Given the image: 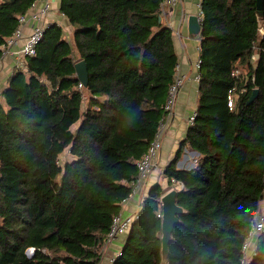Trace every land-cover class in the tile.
<instances>
[{
  "label": "trees",
  "instance_id": "1",
  "mask_svg": "<svg viewBox=\"0 0 264 264\" xmlns=\"http://www.w3.org/2000/svg\"><path fill=\"white\" fill-rule=\"evenodd\" d=\"M36 1L0 0V60ZM162 2L62 0L73 42L51 25L10 78L0 100V264L100 263L177 74ZM201 11L197 117L183 142L201 159L191 171L177 160L166 168L170 183L184 185L169 254L156 186L114 264H241L264 199V3L260 10L258 0H201ZM83 60L89 83L81 90L75 64ZM67 149L72 159L61 164ZM249 264H264V232Z\"/></svg>",
  "mask_w": 264,
  "mask_h": 264
},
{
  "label": "crops",
  "instance_id": "2",
  "mask_svg": "<svg viewBox=\"0 0 264 264\" xmlns=\"http://www.w3.org/2000/svg\"><path fill=\"white\" fill-rule=\"evenodd\" d=\"M47 0H37L42 3ZM52 4V11L48 14L46 21L49 25H59L64 33V37L73 42L75 27L60 12L62 0H48ZM201 0H182L178 5L168 7L161 13V21L173 31V38L176 53L178 56V71L180 76L185 77V83L180 90L175 111L167 121L163 132V142L157 166L154 168L137 194L123 204V213L133 215L138 213L144 202L150 197L154 187L160 186L162 194L170 191L172 183L165 175L166 168L171 162L177 160V169L191 171L194 170L200 159L201 154L188 145H183L189 131V117L198 108L199 82L195 80L198 74L196 63L200 59V35L194 36L189 31V18L193 15L199 17ZM30 25L25 27V33L29 34ZM18 50L16 46L14 48ZM24 59V64H25ZM255 60L258 61V55ZM17 57L2 56L0 60V100L8 87L9 80L19 67ZM79 125V124H78ZM162 195V196H163ZM264 215V199L259 205L256 219ZM128 235L122 236L112 243L105 241L101 247V261L99 264H114L112 258L118 251L123 249Z\"/></svg>",
  "mask_w": 264,
  "mask_h": 264
},
{
  "label": "built area",
  "instance_id": "3",
  "mask_svg": "<svg viewBox=\"0 0 264 264\" xmlns=\"http://www.w3.org/2000/svg\"><path fill=\"white\" fill-rule=\"evenodd\" d=\"M182 0H163L160 7V12L163 13L168 7H173L178 5ZM201 9V6H199ZM52 11V4L47 0L42 3L35 4L30 8V10L19 17V24L17 29L14 31L11 37H9L6 41V44L3 46V56H12L17 57L18 61L16 66L20 69L25 68L24 59L33 57L37 54V49L39 44L45 37L47 29L50 28L46 21L48 14ZM199 19L202 21V11L199 14ZM30 25L31 30L29 34L25 33V27ZM261 34H264V28L261 29ZM18 47V50H15V47ZM200 65L201 60L199 59L196 63V68L198 70V74L195 77V80L199 82L200 80ZM178 71V67H177ZM233 75L236 77L244 76L242 70L236 69L233 72ZM185 83V77L180 76L178 73L176 74L173 83L171 84L167 96V100L165 103V111L167 112L166 119L161 124L158 133L156 134L154 140L150 144L147 152L142 156L140 160L136 162V167L138 170V175L136 179L132 182V194L130 198L135 196L141 186L144 184L145 180L148 178L150 172L156 168L158 157L160 155L162 149L163 142V132L166 128L167 121L172 117L178 96L181 88ZM79 89L83 90L84 86L82 83L79 84ZM246 89L241 88L239 90L241 93L245 92ZM238 93L231 91V95L229 97V106L232 109L235 105L236 100L238 99ZM197 112H193L189 117L188 123L189 126H192L196 120ZM184 188V185L180 182H176L172 180L171 190H181ZM127 201V200H126ZM125 201V202H126ZM124 202V203H125ZM160 202V211L158 212V217L162 219V204L161 198ZM139 213V212H138ZM138 213L133 215H126L121 211L117 214L112 221L110 230L107 234L106 241L108 243H112L118 238L128 235L134 222L138 218ZM264 232V215L260 217V219H256L252 224V229L247 237L245 243L243 244V257L241 260V264H249L252 259L257 254V242L259 236ZM35 250L33 248L27 251L29 257L34 255ZM122 249L116 253V255L112 258V263H114L118 258L122 256Z\"/></svg>",
  "mask_w": 264,
  "mask_h": 264
},
{
  "label": "water",
  "instance_id": "4",
  "mask_svg": "<svg viewBox=\"0 0 264 264\" xmlns=\"http://www.w3.org/2000/svg\"><path fill=\"white\" fill-rule=\"evenodd\" d=\"M263 0H258V8L263 9ZM189 31L191 35L198 36L202 31V21L199 17L193 15L189 18ZM76 74L79 81L84 87L89 83V71L86 62L79 61L75 64ZM259 93L255 89L249 103H252ZM177 190H171L161 197L162 204V254L167 257L169 254V245L172 239V234L176 225L179 223V215L183 213V209L177 204Z\"/></svg>",
  "mask_w": 264,
  "mask_h": 264
},
{
  "label": "rangeland",
  "instance_id": "5",
  "mask_svg": "<svg viewBox=\"0 0 264 264\" xmlns=\"http://www.w3.org/2000/svg\"><path fill=\"white\" fill-rule=\"evenodd\" d=\"M78 127V124H76L74 127H73V130L75 131ZM72 159V156L70 154V150L67 149L60 157V162L61 164H64L65 162H68Z\"/></svg>",
  "mask_w": 264,
  "mask_h": 264
}]
</instances>
